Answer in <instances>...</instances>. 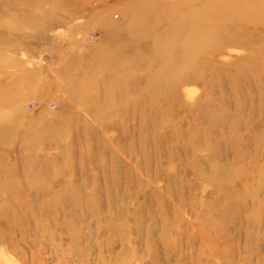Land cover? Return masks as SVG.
<instances>
[{
  "label": "rangeland",
  "instance_id": "obj_1",
  "mask_svg": "<svg viewBox=\"0 0 264 264\" xmlns=\"http://www.w3.org/2000/svg\"><path fill=\"white\" fill-rule=\"evenodd\" d=\"M0 264H264V0H0Z\"/></svg>",
  "mask_w": 264,
  "mask_h": 264
},
{
  "label": "bare ground",
  "instance_id": "obj_2",
  "mask_svg": "<svg viewBox=\"0 0 264 264\" xmlns=\"http://www.w3.org/2000/svg\"><path fill=\"white\" fill-rule=\"evenodd\" d=\"M192 65V63H190V66ZM132 85H133V82H132ZM75 240V239H74ZM77 253V255H79V253H78V251L76 252Z\"/></svg>",
  "mask_w": 264,
  "mask_h": 264
}]
</instances>
